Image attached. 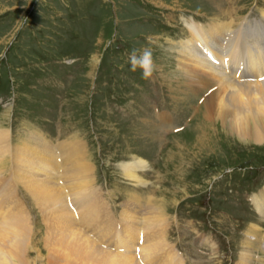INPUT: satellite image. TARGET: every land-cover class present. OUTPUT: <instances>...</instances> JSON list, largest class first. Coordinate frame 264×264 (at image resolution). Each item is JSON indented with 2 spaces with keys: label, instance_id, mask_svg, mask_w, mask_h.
Segmentation results:
<instances>
[{
  "label": "rangeland",
  "instance_id": "1",
  "mask_svg": "<svg viewBox=\"0 0 264 264\" xmlns=\"http://www.w3.org/2000/svg\"><path fill=\"white\" fill-rule=\"evenodd\" d=\"M262 8L264 0H0V129L10 133L12 126L11 145L26 134L43 140L42 133L53 134L54 142L44 137L52 146L84 147L91 164L89 196L105 204V216L109 212L114 222L107 225L102 211L99 216L87 208L72 214L100 248L112 251L104 244L126 237L120 215L140 197L139 213L155 206L164 215L150 229L141 224L137 247L153 244L163 251L140 264H183L175 249L185 264H264L259 249L256 263L241 262L249 228L256 224L264 235V222L248 201L264 188V142H242L218 121L206 120L202 98L208 91L195 95L178 81L167 42L189 39L187 20L208 24L212 15L231 14L241 22L259 17ZM145 51L153 62L148 78L131 65L132 55L139 59ZM158 107L165 109L161 121ZM206 134L208 145L198 149ZM2 155L0 257L69 264L53 247L51 237L61 228L53 225L50 206L15 180L13 151ZM134 157L149 165L140 173L143 184L127 180L121 168ZM17 218L25 228L18 240L6 230Z\"/></svg>",
  "mask_w": 264,
  "mask_h": 264
},
{
  "label": "bare ground",
  "instance_id": "2",
  "mask_svg": "<svg viewBox=\"0 0 264 264\" xmlns=\"http://www.w3.org/2000/svg\"><path fill=\"white\" fill-rule=\"evenodd\" d=\"M159 6L169 7L164 4ZM175 9L180 8L176 7ZM227 17L228 14L222 18L216 14L212 15L208 24H198L195 19L187 20L185 25L189 33L188 40L185 39V41L180 38L181 41L178 42L167 37V39L169 38L167 42L171 43L172 46L170 45V47L177 61L176 67L179 76L176 78L195 95L200 96L208 91L202 98V107L204 108L202 111L208 122L218 121L221 127L227 129L228 134L238 137L242 142L250 141L263 144L264 10H261L260 21L246 19L237 22L234 17L231 18V14H229L231 20H226ZM224 43L227 45L224 46ZM203 50H205L204 54L202 53ZM207 57L215 60L217 64L212 63ZM241 71V77L237 76V73ZM253 77L255 79L250 80ZM163 78L166 76L164 75ZM158 118L162 117L158 114ZM205 123L207 124V122ZM26 136L22 142L11 145V135L8 130L0 129V157L3 153L4 155L8 153L10 156L11 151H13L15 180L22 185L24 184L30 195L37 198L36 200L50 206L52 217L56 218L53 225L61 228L55 236L51 237L54 240L53 247L60 248L57 251V253L60 252V257L67 258L69 264H140L146 260L143 258H147L151 252L162 250V248H153V244L142 246L143 248L137 247L141 224L144 223L150 229L151 225L158 223L164 217V215L161 216L158 209H153L155 206H152L153 210L151 209L149 213L145 212L144 215L139 213L141 211L140 197L131 199L130 202H133L134 206L124 208L120 215V221L126 225V239L119 236L120 241L116 240L115 244H104V247H109L112 251L100 248L93 238L84 234L82 229L77 228V219L74 215L76 211L81 213V210L84 211V208H87L93 213L98 212V215L102 211L104 223L107 225L114 222L109 221V212L105 216V204L101 201V204L97 205L92 201L94 198L89 196L93 184H91L92 179L89 176L91 164L88 163V153L81 144H77V146L75 143L68 145L61 143L58 146H52V141L48 142L45 136V138L42 137L43 140L35 135L32 136L33 140L29 134ZM208 140L206 134L199 140V145L196 147L201 150L205 149ZM148 166L145 160L135 158L123 163L121 168L127 180L138 185L143 182L140 175L141 171H146ZM58 178L61 179V186L58 183ZM252 203L262 222H264V188L259 193L254 194ZM79 213L77 214L79 215ZM143 216H146V219ZM10 220L12 219L10 218ZM17 221H14L13 225L12 223L9 225L7 222L8 225L6 226V230L10 229L16 240L19 239L20 233L24 234L25 231L22 230L23 222ZM84 223L77 225L83 228ZM107 235L109 234L106 233ZM249 235L250 241L248 240L245 245V248H249V250L245 249V254L242 253L241 262L253 263L256 249L264 253V247L260 246L263 231L260 226L255 224L251 226ZM14 247V256H16L19 248L18 245H14ZM139 248L142 250L138 254ZM248 251H250L249 254L246 253ZM158 255H161V252ZM245 257L247 261H245ZM17 262H19L18 258H14L13 261L0 257V264H18Z\"/></svg>",
  "mask_w": 264,
  "mask_h": 264
},
{
  "label": "clouds",
  "instance_id": "3",
  "mask_svg": "<svg viewBox=\"0 0 264 264\" xmlns=\"http://www.w3.org/2000/svg\"><path fill=\"white\" fill-rule=\"evenodd\" d=\"M131 65L133 71H135L137 67H140L143 70V76L145 78L150 77L153 70L151 52L145 51L139 59L133 54L131 57Z\"/></svg>",
  "mask_w": 264,
  "mask_h": 264
}]
</instances>
